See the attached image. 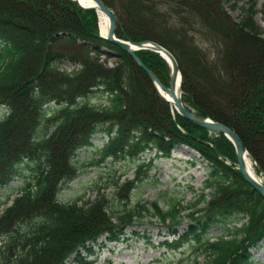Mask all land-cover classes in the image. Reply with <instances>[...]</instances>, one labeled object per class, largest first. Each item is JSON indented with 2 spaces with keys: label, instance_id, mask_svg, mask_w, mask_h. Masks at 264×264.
I'll use <instances>...</instances> for the list:
<instances>
[{
  "label": "trees",
  "instance_id": "16d2710c",
  "mask_svg": "<svg viewBox=\"0 0 264 264\" xmlns=\"http://www.w3.org/2000/svg\"><path fill=\"white\" fill-rule=\"evenodd\" d=\"M103 1L120 20L118 38L154 41L175 56L187 108L234 130L264 180V36L252 18L237 23L218 0ZM136 54L169 85L165 59ZM65 62L82 69L65 74ZM0 105L7 110L0 192L23 178L0 217V264H94L96 247L121 242L142 212L162 223L180 221L174 200L170 213L158 202L152 210L122 203L150 177L154 161L146 164L144 154L170 158L182 145L210 169L200 195L204 216L183 233L169 228L175 245L201 253L203 264H259L252 248L264 239V198L238 170L233 144L173 111L133 57L100 37L95 10L72 0H0ZM99 133L108 137L99 162L136 160L135 178L114 182L113 198L62 202L61 192L79 177L78 152ZM219 227L225 233L214 238Z\"/></svg>",
  "mask_w": 264,
  "mask_h": 264
},
{
  "label": "rangeland",
  "instance_id": "374dc122",
  "mask_svg": "<svg viewBox=\"0 0 264 264\" xmlns=\"http://www.w3.org/2000/svg\"><path fill=\"white\" fill-rule=\"evenodd\" d=\"M218 2H223L227 12L237 23H247L248 18H252L254 29L264 36V0H218ZM137 22L139 23L138 19ZM115 62V58H110L108 66H114ZM61 67L64 71L73 69V66L67 62ZM91 102L94 103L96 100L92 99ZM6 114L7 110L0 105V121ZM107 142L108 137L99 133L93 138L92 146L78 152L76 163L80 170L79 177L61 192L59 199L62 202L92 200L103 193L113 198L116 190L114 182L123 183L125 180L135 178L139 164L136 160L107 159L99 162L100 151ZM143 159L146 164L151 160L154 161L151 170L147 172L150 177L143 183H137V188L132 191L128 201L122 204L125 205L126 210L138 206L152 210V204L158 202L161 210L170 213L173 210L170 204L174 200L179 203L177 210L180 221L167 220L162 223L157 217H152L150 212L144 211L142 212L144 218L141 221L134 220L125 228V238L119 241L120 243L107 242V247H96V254L90 260H95L94 264L205 263V256L199 252L195 253L189 245L185 244L181 247L175 245L169 228H176L183 233L193 221L204 216L202 210L206 204L201 202L200 195L210 166L197 152L184 145L178 146L170 158H157L153 152L144 154ZM27 175L28 172L24 176ZM22 184L23 178L18 177L0 192V215L10 205H3V202L15 198ZM211 193L212 190L205 191L208 200ZM154 210L157 211L155 206ZM240 223L237 225L241 226ZM224 233L225 231L219 227L211 233V236L217 238ZM166 240L172 244L169 246ZM252 253L257 263L264 264V239L257 247L252 248Z\"/></svg>",
  "mask_w": 264,
  "mask_h": 264
},
{
  "label": "water",
  "instance_id": "95a60500",
  "mask_svg": "<svg viewBox=\"0 0 264 264\" xmlns=\"http://www.w3.org/2000/svg\"><path fill=\"white\" fill-rule=\"evenodd\" d=\"M76 2L83 9L95 10L98 14H104L109 19V29L106 36L100 34V37L106 39L108 42L120 47L125 52L129 53L136 63L145 71L153 85L155 86L160 98L165 102H168L178 114L196 126L207 130L210 133L224 135L233 144L236 152L238 170L245 178V180L264 198V181L261 177L257 178L252 176L247 167V156L249 151L243 143L240 136L228 126L217 122L209 117L201 116L194 111L188 109L183 102L182 98V73L179 67V63L175 56L164 46L150 40L144 41H126L117 37L116 29L120 24L119 18L115 12L105 4L103 0H86L91 4H82L81 0H72ZM148 50L159 54L163 59L167 61L171 68V78L169 86L164 85L157 75L151 71L136 54L138 51ZM161 90L166 92L168 99L161 94Z\"/></svg>",
  "mask_w": 264,
  "mask_h": 264
},
{
  "label": "bare ground",
  "instance_id": "6f19581e",
  "mask_svg": "<svg viewBox=\"0 0 264 264\" xmlns=\"http://www.w3.org/2000/svg\"><path fill=\"white\" fill-rule=\"evenodd\" d=\"M81 1H82V4H91L90 2H88L86 0H81ZM99 27H100L101 34L103 36H106L108 29H109V19L106 15L101 14V13L99 14ZM160 92L165 98L168 99V95L166 94V92H164L163 90H161ZM247 167H248L249 173L252 176L259 178V176L256 173L253 160L251 159L250 156H247Z\"/></svg>",
  "mask_w": 264,
  "mask_h": 264
}]
</instances>
